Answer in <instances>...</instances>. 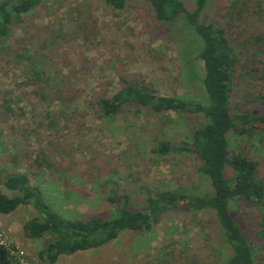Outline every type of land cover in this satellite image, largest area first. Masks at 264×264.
I'll use <instances>...</instances> for the list:
<instances>
[{"label":"rangeland","instance_id":"374dc122","mask_svg":"<svg viewBox=\"0 0 264 264\" xmlns=\"http://www.w3.org/2000/svg\"><path fill=\"white\" fill-rule=\"evenodd\" d=\"M181 1L190 10L195 6V0ZM234 1L208 0L201 20H224ZM262 20L254 16L251 26H237L234 43L264 32ZM181 53L146 0H127L123 9L104 0H43L22 14L0 38V189L15 195L4 187L6 176L26 174L56 211L83 219L115 212L112 188L136 205L146 191L211 192L197 157L153 151L160 140H187L205 123L203 113L158 114L129 105L110 117L95 112L99 97L120 89L121 77L143 81L160 95L205 102L203 62L192 55L190 67ZM237 76L233 105L248 88L264 93V80ZM228 145L231 153L258 161L264 180V133L232 131ZM230 209L248 233L254 264H264V204L235 198ZM35 216L31 205L0 214V242L19 264H51L39 255L47 236L30 239L23 232ZM230 257L210 212L179 210L163 214L148 232L122 231L106 245L61 255L52 264H215Z\"/></svg>","mask_w":264,"mask_h":264},{"label":"trees","instance_id":"16d2710c","mask_svg":"<svg viewBox=\"0 0 264 264\" xmlns=\"http://www.w3.org/2000/svg\"><path fill=\"white\" fill-rule=\"evenodd\" d=\"M42 1L0 0V38H7L19 17ZM104 1L114 9H123L127 2ZM146 1L155 18L177 38L186 65L192 66V55L202 60L204 75L201 81L206 101L160 95L143 81L121 77L120 89L112 96L99 97L95 112L99 117H110L129 105L158 114L169 111L203 113L205 123L195 128L187 140L176 143L160 140L153 151L165 155L175 150L197 157L199 171L208 178L211 192L146 191L143 204L136 205L129 194L112 188L108 197L115 206L114 213L108 217L70 218L56 211L40 188L29 183L26 174L12 173L6 176L3 184L15 195L8 196L0 189V214L10 213L20 205H31L36 216L24 223L23 232L30 239L47 236L39 255L52 264L61 255L106 245L122 231L148 232L163 214L179 210L206 211L218 222L222 239L231 250L229 260L215 264H254L255 254L248 233L234 218L230 203L232 199L244 198L264 204V180L259 175L258 161L242 153H231L228 134L232 131L249 136L264 133L262 89L253 91L248 88L235 105L231 102L237 73L245 81L264 80V32L250 34L238 44L233 38L237 26H251L250 20L254 16H264V0H235L223 15L224 20L214 21L200 18L208 0H195L192 10L181 0ZM183 32L185 40L181 38ZM188 72L193 76L192 68ZM5 110L12 113L8 105ZM0 264H19L1 243Z\"/></svg>","mask_w":264,"mask_h":264},{"label":"built area","instance_id":"2783aa9c","mask_svg":"<svg viewBox=\"0 0 264 264\" xmlns=\"http://www.w3.org/2000/svg\"><path fill=\"white\" fill-rule=\"evenodd\" d=\"M1 243V242H0ZM2 244V243H1Z\"/></svg>","mask_w":264,"mask_h":264}]
</instances>
